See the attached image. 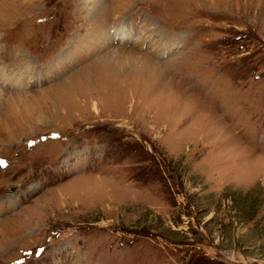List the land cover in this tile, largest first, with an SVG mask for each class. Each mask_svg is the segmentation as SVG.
I'll return each instance as SVG.
<instances>
[{
  "label": "rangeland",
  "instance_id": "rangeland-1",
  "mask_svg": "<svg viewBox=\"0 0 264 264\" xmlns=\"http://www.w3.org/2000/svg\"><path fill=\"white\" fill-rule=\"evenodd\" d=\"M0 80V264H264V0H0Z\"/></svg>",
  "mask_w": 264,
  "mask_h": 264
},
{
  "label": "bare ground",
  "instance_id": "bare-ground-1",
  "mask_svg": "<svg viewBox=\"0 0 264 264\" xmlns=\"http://www.w3.org/2000/svg\"><path fill=\"white\" fill-rule=\"evenodd\" d=\"M7 75H8V73H6ZM1 81V80H0ZM2 83V82H1ZM3 84L4 85H2L4 88H5V86L7 85L8 87L9 86H11V85H9V84H7V83H4L3 82ZM12 86H16V85H12ZM6 116V115H5ZM6 193H13L12 191H8V192H6ZM18 231H13V230H11V229H8V230H4V231H2V233H1V236L2 237H4V238H7V239H11L16 233H17ZM0 241H2V239L0 240Z\"/></svg>",
  "mask_w": 264,
  "mask_h": 264
}]
</instances>
